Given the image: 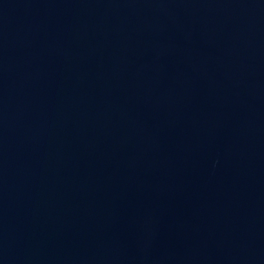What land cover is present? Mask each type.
Wrapping results in <instances>:
<instances>
[{"label":"water","instance_id":"water-1","mask_svg":"<svg viewBox=\"0 0 264 264\" xmlns=\"http://www.w3.org/2000/svg\"><path fill=\"white\" fill-rule=\"evenodd\" d=\"M0 264H264V0H0Z\"/></svg>","mask_w":264,"mask_h":264}]
</instances>
